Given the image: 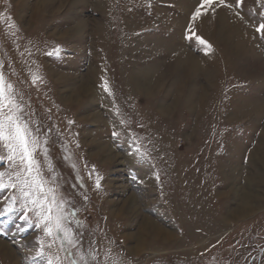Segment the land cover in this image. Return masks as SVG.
I'll list each match as a JSON object with an SVG mask.
<instances>
[{
  "label": "rangeland",
  "instance_id": "obj_1",
  "mask_svg": "<svg viewBox=\"0 0 264 264\" xmlns=\"http://www.w3.org/2000/svg\"><path fill=\"white\" fill-rule=\"evenodd\" d=\"M200 2L0 0V72L107 264H264V0L202 10L185 39ZM245 194L260 211L210 222ZM144 218L162 233L141 243ZM38 237L0 216V264H44Z\"/></svg>",
  "mask_w": 264,
  "mask_h": 264
},
{
  "label": "snow or ice",
  "instance_id": "obj_2",
  "mask_svg": "<svg viewBox=\"0 0 264 264\" xmlns=\"http://www.w3.org/2000/svg\"><path fill=\"white\" fill-rule=\"evenodd\" d=\"M242 2L235 0L233 5L226 0H201L192 13L185 39H193L191 24L202 16V10H211L215 15L217 9H228L243 20L236 11ZM255 32L264 40V19L255 27ZM195 40L205 49L210 47L199 36H195ZM55 51L59 54V49ZM103 90L112 94L107 81L103 82ZM22 100L13 84L0 72V167L4 169L0 171V193L4 194L0 199V216L19 213L24 224L38 231L35 254L44 264H107V257L99 258L95 241L90 242L87 251L84 250V233L80 231L83 225L78 213L69 207L54 167L48 164L47 136L45 134L41 141V128ZM118 135L113 133L114 138ZM133 148L134 155L144 156L135 137ZM96 187H100L99 179Z\"/></svg>",
  "mask_w": 264,
  "mask_h": 264
},
{
  "label": "bare ground",
  "instance_id": "obj_3",
  "mask_svg": "<svg viewBox=\"0 0 264 264\" xmlns=\"http://www.w3.org/2000/svg\"><path fill=\"white\" fill-rule=\"evenodd\" d=\"M229 197V196H228ZM258 198H254L253 195L249 194L243 196V198L240 199V202L238 205L233 208V210H230L229 208L226 209V211L221 213H216L215 215L209 216V218H213L210 222H216V227L224 228L229 227L232 223L236 222V220H243L247 218L249 215L260 211L262 205L259 202ZM223 202V199L221 200ZM223 205V204H222ZM221 206V205H220ZM228 207V206H227ZM225 210V209H224ZM164 231V230H163ZM148 232H152L154 234H157L159 236L160 232L162 231L157 230L154 228V224L149 220V218H144L142 221V225L140 227V234L141 236L138 238V242L140 241L143 243L145 234H148ZM155 237V235H154ZM164 237V238H163ZM163 239L170 240L171 236L169 234H164ZM138 245V244H137Z\"/></svg>",
  "mask_w": 264,
  "mask_h": 264
}]
</instances>
